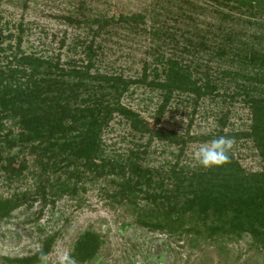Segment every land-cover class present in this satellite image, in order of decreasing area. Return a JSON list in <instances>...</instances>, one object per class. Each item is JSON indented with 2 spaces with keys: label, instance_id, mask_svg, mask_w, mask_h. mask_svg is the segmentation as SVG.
<instances>
[{
  "label": "trees",
  "instance_id": "trees-1",
  "mask_svg": "<svg viewBox=\"0 0 264 264\" xmlns=\"http://www.w3.org/2000/svg\"><path fill=\"white\" fill-rule=\"evenodd\" d=\"M206 1L235 12L237 19L246 16L254 20V25H260L258 17L264 15V0ZM180 2L191 11L199 9L196 0ZM214 11L218 13V9ZM226 18L229 21L235 19L233 16L223 17ZM66 21L78 25L82 22L92 37L83 47L81 63L73 62L63 67L59 61L23 54L20 26L16 36H3L0 19V54H5L6 50L10 52L4 58V66L0 64V143L9 150L17 148L20 154L27 151L29 156H34V166L40 168V173L51 172L57 177L54 182L49 175L46 176L39 182L34 196L46 201L47 188L55 191L51 196L75 194L74 181L113 175L116 179L111 183L119 189L117 202L131 209L140 226L177 240L186 239L196 247L200 244L211 246L221 253L229 251L228 245L243 242L247 246L246 252L264 258V49L257 51L253 46L248 49L234 45L235 35L227 27L214 26L219 33L213 34V39L218 40L213 46L209 44V38L186 29L182 34L189 38L182 35V39L189 48L184 50L190 53L191 60L160 54L155 57L156 64L153 63L152 69L145 64L141 77L125 78L121 74L102 73L96 69L102 44L95 40L103 34L109 35L108 29L119 23L133 31L145 21L144 16L97 17L82 21L68 18ZM152 33L154 35L155 31ZM172 36L168 42L174 40ZM12 39L13 45L9 43L1 47L5 40ZM227 59L232 62L238 59L243 64L247 61L260 72L247 78L240 72L217 71L222 80H242L233 86L234 91L228 86L229 93L220 95L219 79L214 77L215 68L208 62ZM140 84L159 93L160 102L151 122L121 103L130 88ZM180 96L194 107L201 99L210 96H223V102L241 98L249 114L247 128L224 134L229 112L221 111L217 121L220 129L203 140L209 142L225 136L234 142H249L260 161V170L247 172L231 150L229 163L222 167L204 169L198 165L190 168L179 165L176 160L163 174L155 175L146 168L143 162L151 141L179 147L180 152L185 146L184 137L159 127L169 105ZM115 117L125 121L135 136L147 138V143L136 145L137 151H131L126 159L105 157L102 135ZM7 119L13 120V126L18 129L16 133L11 128L3 132V121ZM1 158L0 155V161ZM18 158L12 155L3 158L0 168L7 181L23 180L26 165ZM15 163H18L17 168L13 167ZM62 176L65 179L59 181ZM26 196L24 193L14 194L9 199L0 198V219L22 206ZM54 241V235L48 236L34 255L7 261L40 263L41 251L47 256ZM102 242L97 233L84 232L70 253L78 264L91 263Z\"/></svg>",
  "mask_w": 264,
  "mask_h": 264
},
{
  "label": "rangeland",
  "instance_id": "rangeland-1",
  "mask_svg": "<svg viewBox=\"0 0 264 264\" xmlns=\"http://www.w3.org/2000/svg\"><path fill=\"white\" fill-rule=\"evenodd\" d=\"M196 1L199 9L191 11L181 5L180 0H2L1 28L3 36H16L20 26L23 54L59 61L61 66L66 67L73 62L81 63L83 47L92 37L82 22L79 25L69 24L66 19L82 21L97 17L117 19L142 15L145 21L133 31L119 23L108 29L109 35L103 34L95 40L102 44V54L96 69L102 73L121 74L125 78L141 77L145 64L148 69H152L155 57L160 54L191 60L190 53L184 50L188 48L187 44L182 39V35L189 38L182 34L186 29L209 38V44L213 46L218 41L213 39V34L219 33L214 26H221V29L227 27L235 35L234 45L248 49L253 46L257 51L264 49V15L258 17L257 23L260 25H254V20L246 16L237 19L236 13L228 8L216 6L211 1ZM216 9L218 13L214 11ZM224 16H233L235 19L229 21L228 18L223 19ZM247 22L253 25L248 26ZM152 31H155L154 35ZM171 36L174 40L168 42ZM9 43L13 45L14 39L5 40L1 47ZM9 54L8 50L0 54L2 66ZM208 64L215 68L214 77L219 79L221 85L220 95L229 93L228 86L234 91L233 86L242 80H222L217 71L240 72L247 78L260 72L248 65L247 61L243 64L238 59L233 62L230 59L214 60ZM223 100V96L205 97L194 107L184 97H175L159 127L184 137L185 146L180 152L179 147L151 141L144 166L155 175L168 171V167L176 160L182 166H198L194 153L208 142L203 140L205 136L220 129L217 121L222 115L219 114L221 111L229 112L224 134L246 129L249 114L241 98L233 102ZM159 102V93L141 84L132 86L121 99L123 105L139 113L148 122H151ZM3 125V132L10 128L14 133L18 131L13 126V120L7 119ZM140 143L144 146L147 138L135 136L120 117H115L102 135L107 159H126L131 151H137L136 145ZM231 151L247 172L260 170V161L249 142H234ZM21 153L24 154H20L17 148L9 150L4 143H0V165L4 162L3 158L9 155L18 156L19 161L24 160L26 165L20 182L7 181L6 174L0 168V198L27 194L22 206L8 217L0 219V264H15L9 263L7 259L34 255L43 240L53 235L55 241L47 255V264H59V256L71 252L78 237L87 231L97 233L103 241L95 260L88 264H264L263 257L246 252L247 246L243 242L230 244L229 251L221 253L211 246L200 244L196 247L186 239L177 240L140 226L131 209L117 202L119 189L111 183L112 179H116L113 175L74 181L76 193L61 197L51 196L55 191L47 188L46 201H43L40 196H34L39 182L48 175L56 182L57 177L51 172L40 173V168L34 166V156H29L25 150ZM13 167L17 168L18 163ZM64 179L65 176H62L59 181Z\"/></svg>",
  "mask_w": 264,
  "mask_h": 264
},
{
  "label": "clouds",
  "instance_id": "clouds-1",
  "mask_svg": "<svg viewBox=\"0 0 264 264\" xmlns=\"http://www.w3.org/2000/svg\"><path fill=\"white\" fill-rule=\"evenodd\" d=\"M234 141L231 138L220 136L201 146L195 153L194 159L204 169L222 167L230 161V150ZM41 264H47V256L42 251L39 257ZM59 264H78L70 252L59 256ZM99 264V262H97Z\"/></svg>",
  "mask_w": 264,
  "mask_h": 264
}]
</instances>
